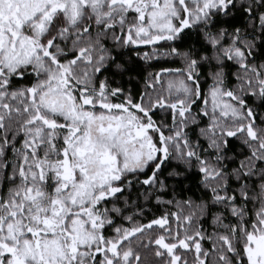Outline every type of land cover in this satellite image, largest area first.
Returning <instances> with one entry per match:
<instances>
[{"label": "snow or ice", "instance_id": "obj_1", "mask_svg": "<svg viewBox=\"0 0 264 264\" xmlns=\"http://www.w3.org/2000/svg\"><path fill=\"white\" fill-rule=\"evenodd\" d=\"M0 264H264V0H0Z\"/></svg>", "mask_w": 264, "mask_h": 264}]
</instances>
